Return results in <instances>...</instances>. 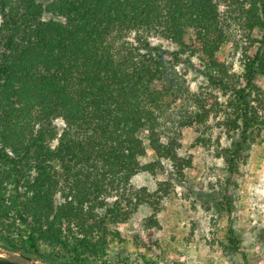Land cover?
<instances>
[{
    "label": "trees",
    "instance_id": "16d2710c",
    "mask_svg": "<svg viewBox=\"0 0 264 264\" xmlns=\"http://www.w3.org/2000/svg\"><path fill=\"white\" fill-rule=\"evenodd\" d=\"M231 22L246 31L240 74L218 57ZM132 34L134 45L125 40ZM150 37L177 48L152 46ZM193 57L205 83L198 94L177 71ZM258 78L264 0H0V244L13 255L0 260L108 264L111 244L122 241L109 226L151 204L131 180L163 170L161 161L181 178L188 164L176 153L180 129L206 128L218 112L217 127L232 141L215 154L227 176L216 206L230 213L231 179L264 132ZM172 117L176 130L164 127ZM207 143L200 135L194 146ZM148 151L155 160L143 164ZM145 227H157L155 218ZM224 242L239 252L232 227Z\"/></svg>",
    "mask_w": 264,
    "mask_h": 264
},
{
    "label": "rangeland",
    "instance_id": "374dc122",
    "mask_svg": "<svg viewBox=\"0 0 264 264\" xmlns=\"http://www.w3.org/2000/svg\"><path fill=\"white\" fill-rule=\"evenodd\" d=\"M225 10L226 5L221 3L220 13ZM257 34L254 31L252 37L257 38ZM228 37L218 57L232 73L240 74L242 47L247 44L246 31L231 22ZM125 40L135 43L133 34ZM148 41L152 46L166 50L177 48L159 37H150ZM185 44H188L187 38ZM191 62V68L181 64L177 71L184 76L189 92L198 94L199 87L205 83L196 71L197 59L193 57ZM257 84L264 91V78H258ZM218 102L223 104L224 99L220 98ZM184 105L186 110H193L191 105ZM181 107L179 103L172 113ZM223 118L224 114L218 112L216 116L208 117L206 128L195 125L180 129L176 153L188 164L181 178L168 161H161L163 170L157 169L154 175L141 173L131 180L134 191L145 189L146 194L152 195L149 198L151 204L139 206L127 222L109 226V230L120 233L122 241L111 244L106 256L108 264H264V132L262 140L242 154L237 172L231 179V211L227 213L226 207L216 206L223 202L221 188L227 176L223 161L215 154L218 148L231 147L232 141L226 131L217 127ZM171 120L174 122L165 121L164 127L176 130L177 118ZM54 124L58 131L63 128L61 120ZM200 135L208 141L206 148L194 146ZM161 142L166 144V138L162 137ZM154 160L153 153L148 151L141 162L147 164ZM166 181H170V187L160 190V184ZM153 217L157 227L146 229V221ZM228 227L234 229L240 241L239 252L235 254L224 249ZM11 256L0 244V258ZM29 263L44 264L39 261Z\"/></svg>",
    "mask_w": 264,
    "mask_h": 264
},
{
    "label": "water",
    "instance_id": "95a60500",
    "mask_svg": "<svg viewBox=\"0 0 264 264\" xmlns=\"http://www.w3.org/2000/svg\"><path fill=\"white\" fill-rule=\"evenodd\" d=\"M0 264H17V263L5 261V260H0Z\"/></svg>",
    "mask_w": 264,
    "mask_h": 264
}]
</instances>
